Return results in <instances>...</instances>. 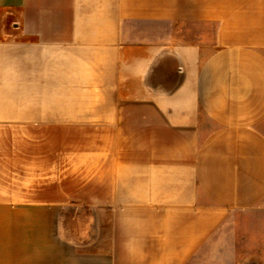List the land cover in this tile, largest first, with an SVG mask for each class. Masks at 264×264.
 Instances as JSON below:
<instances>
[{
	"label": "crops",
	"instance_id": "1",
	"mask_svg": "<svg viewBox=\"0 0 264 264\" xmlns=\"http://www.w3.org/2000/svg\"><path fill=\"white\" fill-rule=\"evenodd\" d=\"M0 264H264V0H0Z\"/></svg>",
	"mask_w": 264,
	"mask_h": 264
}]
</instances>
